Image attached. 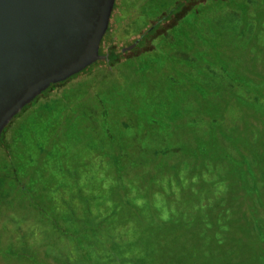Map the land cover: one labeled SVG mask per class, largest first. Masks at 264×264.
<instances>
[{
	"label": "rangeland",
	"instance_id": "obj_1",
	"mask_svg": "<svg viewBox=\"0 0 264 264\" xmlns=\"http://www.w3.org/2000/svg\"><path fill=\"white\" fill-rule=\"evenodd\" d=\"M175 1L121 0L119 38ZM195 8L158 43L236 97L215 138L148 55L56 89L13 125L24 189L0 152V264H264V169L226 138L246 125L258 150L244 112H264V0Z\"/></svg>",
	"mask_w": 264,
	"mask_h": 264
},
{
	"label": "water",
	"instance_id": "obj_2",
	"mask_svg": "<svg viewBox=\"0 0 264 264\" xmlns=\"http://www.w3.org/2000/svg\"><path fill=\"white\" fill-rule=\"evenodd\" d=\"M117 0H0V138L52 85L105 59Z\"/></svg>",
	"mask_w": 264,
	"mask_h": 264
},
{
	"label": "flooded vegetation",
	"instance_id": "obj_3",
	"mask_svg": "<svg viewBox=\"0 0 264 264\" xmlns=\"http://www.w3.org/2000/svg\"><path fill=\"white\" fill-rule=\"evenodd\" d=\"M115 10V8H114ZM157 18V17H156ZM156 18L151 21L148 29L149 32H147L148 29L140 31L132 40L125 42L119 38V30L115 28V21L117 19V16L112 14L111 17V22H110V28L107 32L106 35H111L113 39L117 42L115 44L117 47H120V51L118 53V61L116 63H112L111 61L113 60V55H114V48L115 45L112 42H108L104 45L101 55L105 56V59L98 61L97 63L93 64L90 66L92 69L87 71L85 69L81 73L71 77L70 79L52 85L45 93L40 95L38 98H36L28 107H34L35 105H38L39 103L42 102V100H45L47 97L50 96V94H53V91L56 89H60L62 87H67L69 84H72L75 82L78 78H83L85 74H92L96 72V68H104L107 69L108 71H113L115 68H121L122 66L129 65V64H134L137 65L139 64V57L143 56L146 54L145 48L147 46L148 42H158L162 37L163 33L165 32V29L159 27L160 25L157 24ZM151 27V28H150ZM151 39V40H150ZM153 50H162L163 47L161 45H153ZM159 54V53H158ZM155 53L154 55V60L156 64L158 62H164L166 64L172 65L171 67L167 65L166 69L172 71L171 74L172 76H165V79L169 83V85L172 88H176L179 90L178 92L182 97L181 101H183L181 108L184 110L187 108V112H202L203 113V118H208L210 122L216 127L213 129L212 133L215 138V133L216 130H220V126L218 125L217 121L222 116H224L225 112H227L229 106L231 104H237V99L232 93H224L221 91V88L214 86L212 89L206 87L202 82H199V80L189 77L187 73H185L182 68L180 69L177 64L179 63L173 56L169 54L171 60L170 62H167L163 60L162 56L158 55ZM133 61H132V60ZM99 62H103V64H100ZM154 68L156 70L157 75L163 76V71L157 66L154 65ZM159 70V71H158ZM88 72V73H87ZM77 83V82H76ZM80 83V82H78ZM191 83V84H190ZM215 83V82H214ZM217 84V83H216ZM205 87L207 88L208 92L204 95V93H201L200 90ZM184 92V94H182ZM201 93V94H200ZM201 96V97H200ZM35 104V105H34ZM34 105V106H32ZM192 106V108H190ZM190 108V109H189ZM27 109V110H28ZM180 110V109H177ZM245 118L246 116L249 118V126L253 129L255 128V133L257 134V142H256V147L258 150H254L252 142H250V146L247 143V138H248V131L247 134L243 132V130L240 128H234L231 130V134L226 135V138L232 141L236 147L240 149V144L245 146V148L248 150V154L252 158H256L258 160V165L260 168L264 169V112H255L253 111H248L246 110L244 112ZM254 134V132H250V136ZM244 135L246 136V141L244 138ZM218 146V143L213 140V149H216ZM244 159V157H243ZM246 165V163H244ZM264 181V179H263ZM257 183V179L255 181ZM247 191V190H246ZM248 193V192H247ZM246 193V194H247ZM252 191H249V196L251 195Z\"/></svg>",
	"mask_w": 264,
	"mask_h": 264
},
{
	"label": "trees",
	"instance_id": "obj_4",
	"mask_svg": "<svg viewBox=\"0 0 264 264\" xmlns=\"http://www.w3.org/2000/svg\"><path fill=\"white\" fill-rule=\"evenodd\" d=\"M211 0H176L174 2V4L165 9L159 16H157L156 18V22L158 25H160L159 27L165 29V32L163 33V37L161 39L166 38L167 36L170 37V31L174 28H176L177 26H179L180 22L182 21V19L187 15V13L191 10V9H196L195 7L198 6H202V5H207L209 4ZM120 5H121V0H117L116 4H115V10H114V14L116 16H118V13L120 11ZM151 28V27H150ZM148 29V28H147ZM147 32H149V29L147 30ZM167 37V38H169ZM160 39V40H161ZM151 40V39H150ZM159 40V41H160ZM108 42H112L114 45L117 44V42L113 39V37L111 35H105L101 45H100V53L104 47V45ZM160 45L158 42H153V40L151 42L147 43V46L145 48L146 54H144L143 56L139 57V61H142L144 59V57H146L147 55L150 56V59L148 60H144L143 64L145 65H157L162 71L163 74L165 76L167 75V65H169L170 67L172 65L170 64H166L164 62H158V64H156L155 60H154V54L155 53H159L158 55L162 56L163 60L170 62L171 58L169 56V52L168 50H166L165 47H163V49L160 50H153V45ZM114 55H113V60L111 61L112 63H116L118 61V53L120 51V47H117L115 45V48L113 50ZM132 60V59H131ZM133 61V60H132ZM100 64H103V62H99ZM222 66V69L226 72V74L229 76V72L227 71L226 67L224 65H220V67ZM173 67V66H172ZM231 77V76H229ZM55 85V84H54ZM202 90H200L201 92ZM46 92V91H45ZM44 92V93H45ZM28 107H30L29 105L27 107L24 108V110L12 121V123L4 130L1 138H0V152L6 157L10 170L12 172V178L15 181V183L21 188L24 189L25 185L23 183V181L21 180L20 174H19V169H18V164L15 158V154H14V149H13V145H12V129H13V125L15 124V122L21 117L22 114H24V111H27ZM171 231V230H170Z\"/></svg>",
	"mask_w": 264,
	"mask_h": 264
}]
</instances>
